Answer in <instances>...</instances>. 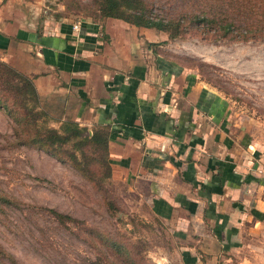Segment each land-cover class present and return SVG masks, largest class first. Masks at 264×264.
<instances>
[{
  "label": "crops",
  "instance_id": "obj_1",
  "mask_svg": "<svg viewBox=\"0 0 264 264\" xmlns=\"http://www.w3.org/2000/svg\"><path fill=\"white\" fill-rule=\"evenodd\" d=\"M16 2L0 0V59L53 121L107 125L111 178L167 225L182 263L264 264V144L233 133L224 97L155 51L156 28L36 25Z\"/></svg>",
  "mask_w": 264,
  "mask_h": 264
},
{
  "label": "rangeland",
  "instance_id": "obj_2",
  "mask_svg": "<svg viewBox=\"0 0 264 264\" xmlns=\"http://www.w3.org/2000/svg\"><path fill=\"white\" fill-rule=\"evenodd\" d=\"M16 1L36 25L43 20L102 18L97 0ZM147 1L160 15L180 7L176 0ZM155 30L157 53L196 73L224 97L233 133L264 144V38L213 40L194 28L168 38L165 31ZM2 92L11 104L12 93ZM13 108L21 126L27 128L22 108ZM15 124L0 106V264H183L177 238L137 198L124 192L122 181L110 175L103 187L96 188L69 164L18 143ZM44 125L58 123L47 118ZM48 207L78 221L63 224ZM107 238L127 251L121 254L111 248L110 254L102 243Z\"/></svg>",
  "mask_w": 264,
  "mask_h": 264
},
{
  "label": "trees",
  "instance_id": "obj_3",
  "mask_svg": "<svg viewBox=\"0 0 264 264\" xmlns=\"http://www.w3.org/2000/svg\"><path fill=\"white\" fill-rule=\"evenodd\" d=\"M180 7L172 14L160 15L147 0H97L99 16H111L143 27L165 31L173 38L194 28L211 39L264 38V0H176ZM2 91H10L11 104ZM23 110L28 125L23 128L14 114L13 106ZM0 106L15 121L14 134L18 143H26L42 149L60 163L69 164L96 188L111 175L108 157V127L96 124L89 128L73 119H62L56 127L45 126L51 118L39 107L38 97L30 76L16 70L0 59ZM109 205H113L106 197ZM63 224L77 222L75 217L48 207ZM78 224V223H77ZM79 225V224H78ZM82 226V225H79ZM89 235L95 233L84 227ZM104 243L117 253L126 252L123 245L107 238ZM1 251V248H0ZM125 254V253H124Z\"/></svg>",
  "mask_w": 264,
  "mask_h": 264
},
{
  "label": "built area",
  "instance_id": "obj_4",
  "mask_svg": "<svg viewBox=\"0 0 264 264\" xmlns=\"http://www.w3.org/2000/svg\"><path fill=\"white\" fill-rule=\"evenodd\" d=\"M72 26L76 27L77 26V21H75Z\"/></svg>",
  "mask_w": 264,
  "mask_h": 264
}]
</instances>
